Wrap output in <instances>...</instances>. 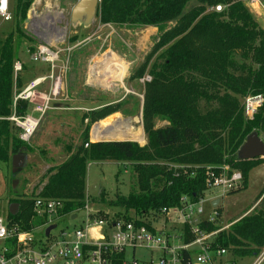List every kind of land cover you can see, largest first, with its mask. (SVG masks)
Returning <instances> with one entry per match:
<instances>
[{
	"label": "trees",
	"instance_id": "16d2710c",
	"mask_svg": "<svg viewBox=\"0 0 264 264\" xmlns=\"http://www.w3.org/2000/svg\"><path fill=\"white\" fill-rule=\"evenodd\" d=\"M32 0H18L16 32L0 40V162L8 163L28 149L20 130L8 119L13 114L14 98L24 87L15 78L14 64L22 40H30L20 24L33 6ZM222 7L218 12L217 7ZM212 10V11H211ZM20 18V20H18ZM97 18L101 25L132 28L154 27L159 31L160 54L134 71L131 81L148 74L152 81L145 90V133L147 145L136 142L90 143L89 132L98 121L119 113L121 103L85 114L88 119L82 140L70 157L40 180L44 186L31 197L16 195L15 216L8 214L9 227L30 231L42 225L35 218L36 198L61 200L64 214L85 207L87 170L91 162L124 163L136 176L138 190L118 196L109 206L124 210L114 218L129 219L183 207L185 197L199 201L208 191V167L230 165L243 175L242 187L229 194L246 191L252 171L264 159L240 161L238 153L248 137H264V108L253 121H247L243 103L248 96L264 95V29L255 20L245 0H100ZM18 42L15 45V37ZM81 37L72 39L76 43ZM49 68L42 75H47ZM30 105L18 102L16 114L30 112ZM156 118L168 125L155 126ZM143 143V142H142ZM88 145V147H87ZM73 148V147H72ZM70 148V150L72 149ZM176 167H191L187 174ZM261 212L245 214L223 230L215 221H203L198 228L217 233L211 251L226 250L232 264L254 259L264 249V189L258 196ZM103 219L109 218L103 216ZM185 245L194 242L191 227L180 231ZM195 251H182L184 261H192ZM215 260L216 256L214 255ZM125 256L114 257L113 264H124ZM222 264V261H219Z\"/></svg>",
	"mask_w": 264,
	"mask_h": 264
},
{
	"label": "built area",
	"instance_id": "2783aa9c",
	"mask_svg": "<svg viewBox=\"0 0 264 264\" xmlns=\"http://www.w3.org/2000/svg\"><path fill=\"white\" fill-rule=\"evenodd\" d=\"M46 1L44 6L46 12L50 14L54 9L56 13L60 11L53 7V4L51 7L46 6ZM54 3L58 1L55 0ZM245 3L248 9L251 8L259 17L264 18V0H245ZM32 9L34 11V6ZM216 10L221 12L222 7H217ZM14 19L13 2L0 0V23H10ZM59 39L58 37L57 41ZM62 52L58 47L53 49L51 45L38 47L32 54L31 60L34 63L47 65L49 72L31 81L15 95L14 113L8 120L19 128L20 139L27 144L35 137L41 123L54 110L55 102L62 96L64 69L58 67ZM23 71V63L16 61L15 78ZM146 80L151 82L152 78L148 77ZM18 102H26L30 105V112L25 116L20 117L16 114ZM243 107L246 120L253 121L264 108V95L248 96L244 100ZM261 139L264 141V137ZM172 168L181 169L185 174L192 169L179 166ZM207 171L208 191L205 198L196 202L185 197L182 199L183 207L180 209H163L160 213L143 216L131 214L128 220L124 217L103 219L100 213L91 211L88 200L84 208L64 214L63 201L36 198L35 218L42 220V225L26 231L17 225L9 227L8 221L4 223L0 218V264H113L114 257L118 255H124V264H129L128 252L135 254L137 250H146L152 257L158 254V259L156 261L152 259L151 264H219V261H222V264H232L226 259L228 255L226 250H218L215 254L211 251V242L217 233L207 234L198 228V224L205 220L215 221L217 213L213 204L219 201L220 197L241 188L243 175L227 164L208 167ZM211 193L218 196L210 199ZM208 203L214 213L206 217ZM82 212L87 215L79 229L73 232L64 229L53 234V231L57 230L58 222L67 219L77 221ZM163 219L175 220L182 226H190L195 237L194 242L185 245L180 234L167 232ZM53 225L56 229L47 236V228ZM36 235L40 237L37 239ZM176 241L180 245L175 244ZM182 251H195L194 259L184 261ZM131 264H138L134 255ZM252 264H264V249L254 258Z\"/></svg>",
	"mask_w": 264,
	"mask_h": 264
},
{
	"label": "rangeland",
	"instance_id": "374dc122",
	"mask_svg": "<svg viewBox=\"0 0 264 264\" xmlns=\"http://www.w3.org/2000/svg\"><path fill=\"white\" fill-rule=\"evenodd\" d=\"M13 2V11L16 15L18 0H11ZM58 3H54L55 0H47L46 6L58 8L60 11L56 13L55 9L52 13L46 12L47 9L43 8L42 11L36 12L31 8L26 16L25 22L20 24V30L28 36L30 40H22L21 47L18 52V61L24 65V71L20 74V80L22 84H27L31 80L41 76L49 68L41 63H34L31 60L32 54L36 49L42 45H51L53 49L58 47L63 52L60 55L61 64L69 62V72L67 75L68 85L75 84V79L78 77V84L83 85L84 79H86L88 71V65L90 59L94 56L103 55L106 52H112L117 55L122 62L130 64L131 70L123 79V81H117L116 93L117 96L126 98L121 102V109L119 113L125 114L126 117H130L132 123L131 134L139 133L144 138V142L134 141L133 135H130L129 139L138 143L144 147L147 145V136L145 133V119H144V106H145V90L148 74L143 79L137 81H131V77L144 63H148V68L154 63L161 50L155 51L160 43L159 31L154 27H139L132 28L127 26H115V25H101L97 16L91 22L90 25L85 26V23H73L72 11L75 5L80 0H57ZM220 7V6H219ZM45 10V11H44ZM212 11V10H211ZM20 20V18L18 19ZM17 20L10 23H0V40L6 39V37L12 32H16ZM60 38L57 41V38ZM75 37H81L76 43H72V39ZM84 40V41H83ZM18 42L17 36L15 37V45ZM112 55V54H110ZM105 57V56H103ZM106 56L105 58H107ZM112 58H115L112 56ZM81 59V64L78 62ZM110 59V57L108 58ZM116 59V58H115ZM84 61H86L84 63ZM67 65V64H66ZM83 66H85L83 68ZM75 73V74H74ZM77 75V76H76ZM85 75V76H84ZM116 76V75H115ZM80 81V82H79ZM132 86V87H131ZM96 90V89H95ZM94 92V91H93ZM100 97H108L107 93L103 90L95 91ZM72 97V96H71ZM74 97V96H73ZM51 113V112H50ZM114 115V114H113ZM111 115V116H113ZM138 120V121H137ZM45 122V121H44ZM42 122V123H44ZM41 123V125H42ZM81 122L78 124L80 125ZM155 126H165L167 121L161 118L154 120ZM78 125V126H79ZM41 127V126H40ZM70 127L68 128V130ZM68 130H57L50 133V136L44 143L45 146L38 147L36 149L34 143L41 140V134L43 133L42 127L39 128L35 137L30 142L26 152L28 155L35 153L37 159L51 160L52 158L59 160H65L67 156L70 157L75 150V146L80 144V141L70 142V137L74 136L75 132H69ZM70 145V146H69ZM73 145V148L71 147ZM69 146V147H68ZM35 147V148H34ZM36 149V152H34ZM70 148H72L70 150ZM68 159V158H67ZM53 162V161H51ZM7 164L9 170L10 181L6 183V165L0 162V218L7 223L8 214L10 209L9 201L6 197L12 193L14 188L11 185V169L12 160ZM55 163H52L54 165ZM29 169L23 170L17 177L22 176L17 192L19 194L26 193V187L37 182L34 177L36 175L29 174L32 171V167L35 165L34 159H30L27 163ZM55 169V168H53ZM52 170V169H50ZM28 173V174H27ZM19 181V179H17ZM13 183V182H12ZM39 185L34 186V193L23 194L25 197H31L33 194H38L40 189ZM264 189V165L252 171L250 175L249 188L243 192L237 194H226L220 197L219 212L220 215L217 218L216 223L223 230L228 229L231 224L240 218H242L247 212H261L263 209L259 206L261 201L258 200V196ZM138 190L136 176L133 174L130 166L124 163L116 162H91L88 165L87 170V200L89 208L93 213H100L103 216L114 218L117 215H124V210L109 206L116 201L118 196H128L132 192ZM217 192V191H213ZM218 195L211 193L210 199L216 198ZM217 207H215L216 209ZM207 215L214 213L211 209V205L207 204ZM86 213L79 214L77 221L64 220L57 223V230L53 231V234L58 233L60 230H69L71 232L79 229L80 224L86 218ZM163 225L166 226L167 232L175 234L179 230L181 231L182 225L175 222V220L163 219ZM161 225V227L163 226ZM166 231V230H165ZM181 233V232H180ZM37 239L40 237L36 235ZM178 242L176 241L175 244ZM134 258L138 261V264H151L152 259L156 261L159 257L158 254H154L153 257L150 252L146 250H137L135 254L131 251L127 254L128 263L131 264V260ZM226 259L232 260L231 255H227ZM254 259L238 260V264H252Z\"/></svg>",
	"mask_w": 264,
	"mask_h": 264
},
{
	"label": "crops",
	"instance_id": "0c3cea01",
	"mask_svg": "<svg viewBox=\"0 0 264 264\" xmlns=\"http://www.w3.org/2000/svg\"><path fill=\"white\" fill-rule=\"evenodd\" d=\"M249 9L251 11V14L255 18V20L264 29V18L259 17L256 11L252 10L251 8ZM42 10L43 9H41V11ZM85 26H88V25H85ZM103 56L105 57L108 56V57L105 58ZM112 56L115 57L116 59L112 58ZM109 57L110 59H108ZM61 61L62 60L60 58L58 62V67L64 69L63 70L64 87H63L62 96L59 99V101L55 102L54 110L51 113H49V115L43 120V122L44 121L45 122L42 123L41 125L42 130H43V133L41 134L42 139L34 143L36 149L38 147L45 146L43 142H45L46 139L50 136V133H52L53 131H57V130H63V129L68 130L69 127H70V129L68 130L69 132L71 133L75 132V134H73L74 136L70 137V142H77V141L81 142L84 129L88 125V119L83 122V117L85 114L97 112L106 107L119 104L126 98V96H122L120 98L110 97V96H117L119 93H121L120 91L116 93L115 89L116 87H118L116 82L123 81V79H125L129 71L131 70L130 64L126 62H122V59H120L114 53L106 52L103 55H99V56L97 55L95 57L93 56L90 59L87 74L85 72V75H87L86 76L87 78L84 79L83 85L81 84L80 81H79L80 84H78L79 75L78 76L76 75L77 79H75V81L76 80L77 81L75 82V84L71 83L70 85H68V83H66V81L68 80L67 75H69L68 66H69L70 60L68 59V63H65V65L61 64ZM78 62L81 64V59ZM85 62L86 61H84V63ZM84 67L85 66H83V68ZM124 70H125V75L120 80L119 74ZM41 76H44V75H41ZM30 82H28L27 84H24L23 87L25 88ZM45 88L47 89L48 87L46 86ZM99 90H103L105 94L107 93L108 97H100L97 93H94L95 91L98 92ZM79 122H81L80 125L78 124ZM166 125H168V123H166ZM161 127H158V128H161ZM131 132H132V123H131L130 117H126L125 114L116 113L113 116H109L104 120H100L96 122L91 127L90 132H89V141L90 143L133 142L132 140H129ZM134 141L144 142L145 140L141 136L140 138ZM28 145L30 146V143ZM74 146L77 147L76 145ZM71 147H73V145H71ZM36 149H34L35 150L34 152H36ZM30 150H31V146H30ZM23 153L26 155V165L24 167L25 170L29 169V166L27 165L28 161L30 159H34L35 165L32 167V171H30L29 174L33 176L36 175L34 177L37 179V182H34L32 185H29L28 187H26L27 192L23 194L34 193V189H33L34 186L36 184L39 185L40 180L47 174V172L50 169L56 168L59 165L63 164L67 160V158H69V156H67L64 161L60 159L59 162L54 158H52L51 160L47 159L44 161L41 159H37L35 156V153L32 155H28L26 152H23ZM52 163H55V164L52 165ZM4 164L6 165V168H5L6 169L5 171L6 172V183L8 184V179L10 181V176L8 174L9 170H8L7 164L6 163ZM11 176H12V180L10 184L12 185L13 184L12 182L19 179V183L17 185L18 187L20 184V181L22 180V176H21V180L18 177L16 178L13 177L12 169H11ZM43 186L44 184L42 186H39L38 189L41 190ZM17 187L13 188L12 193H10L6 197V199L9 201V204H10V201L14 199L16 195L23 196V194H19L17 192ZM206 209H207V206H206ZM175 234L178 235V231ZM179 234H180V230H179ZM178 244L180 245L179 242L177 243V245Z\"/></svg>",
	"mask_w": 264,
	"mask_h": 264
},
{
	"label": "water",
	"instance_id": "95a60500",
	"mask_svg": "<svg viewBox=\"0 0 264 264\" xmlns=\"http://www.w3.org/2000/svg\"><path fill=\"white\" fill-rule=\"evenodd\" d=\"M34 9L36 12H40L45 6V0H32ZM100 4V0H80L75 5L72 11V22L75 23H85V25H90L94 18L97 16V10ZM138 121V120H137ZM264 158V141L257 133L250 135L245 143V145L240 149L238 153V159L240 161H252L256 159ZM26 165V155L21 151L18 155H15L12 160V174L13 177H17ZM19 181L15 180L13 182L14 188L17 187ZM220 201H216L213 206L217 207ZM19 204L13 203L10 205L9 213L15 216L18 213ZM76 217H73L75 219ZM56 229V226H50L46 230V235L49 236L50 233Z\"/></svg>",
	"mask_w": 264,
	"mask_h": 264
},
{
	"label": "bare ground",
	"instance_id": "6f19581e",
	"mask_svg": "<svg viewBox=\"0 0 264 264\" xmlns=\"http://www.w3.org/2000/svg\"><path fill=\"white\" fill-rule=\"evenodd\" d=\"M122 67H124V66H122ZM120 80L123 78V76L125 75V70L124 71H122L120 74ZM99 135H100V133H99ZM131 135H133V134H131ZM126 137V136H125ZM141 136H140V134L139 133H136V134H134L133 135V139L134 140H136V139H138V138H140ZM130 140V139H129Z\"/></svg>",
	"mask_w": 264,
	"mask_h": 264
}]
</instances>
